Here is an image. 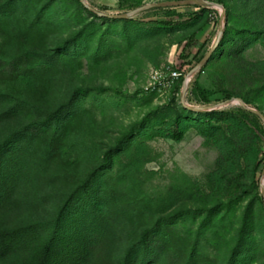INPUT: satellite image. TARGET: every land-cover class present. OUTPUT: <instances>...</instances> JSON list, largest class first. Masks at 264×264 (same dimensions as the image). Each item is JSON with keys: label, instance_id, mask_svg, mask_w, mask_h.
<instances>
[{"label": "rangeland", "instance_id": "obj_1", "mask_svg": "<svg viewBox=\"0 0 264 264\" xmlns=\"http://www.w3.org/2000/svg\"><path fill=\"white\" fill-rule=\"evenodd\" d=\"M10 1L0 0L4 58L34 48L53 73L41 102L0 123V143L30 123L59 121L66 126L64 154L76 161L80 179L93 178L101 195L114 184L143 201V228L161 219L210 264H229L244 230L236 264H264V123L236 101L220 107L241 98L264 115V0H212L226 9L224 34L188 78L186 94L189 105L215 107L202 116L183 109L179 78L216 43L221 7L148 9L113 21L92 17L77 0ZM86 1L101 13L122 15L180 0ZM40 10L48 31L23 39L18 24ZM173 72L177 80L168 81ZM177 119L186 128L181 141L167 138ZM48 191V205L29 217L52 219L71 193ZM132 227L121 220L114 264L129 247Z\"/></svg>", "mask_w": 264, "mask_h": 264}, {"label": "trees", "instance_id": "obj_2", "mask_svg": "<svg viewBox=\"0 0 264 264\" xmlns=\"http://www.w3.org/2000/svg\"><path fill=\"white\" fill-rule=\"evenodd\" d=\"M17 1L11 0L9 5ZM24 22L17 27L23 39L35 31L46 34L49 29L41 10ZM2 32L0 25V37ZM5 50L6 44L0 43V123L41 102L47 90L45 78L53 73L49 65L39 62L34 48L10 59L4 58ZM183 82L184 77H180L179 83ZM196 89L201 90L198 85ZM201 100L209 103L206 96ZM183 109L192 115H208ZM245 114L259 119L248 111ZM65 131L66 126L59 121L54 125L50 120L33 122L0 143V264H114L121 220L133 227L129 247L117 264H210L208 256L201 255L195 245H188L183 235L161 219L153 227L143 228V201L130 199L114 184L101 195L93 189V178L81 180L76 161L64 154ZM185 131L177 119L167 138L181 141ZM109 165L106 158L103 166ZM53 188L71 190L56 215L52 219L29 217V212L48 205V189ZM243 234L244 230L229 264H236Z\"/></svg>", "mask_w": 264, "mask_h": 264}, {"label": "water", "instance_id": "obj_3", "mask_svg": "<svg viewBox=\"0 0 264 264\" xmlns=\"http://www.w3.org/2000/svg\"><path fill=\"white\" fill-rule=\"evenodd\" d=\"M80 2L91 13H94L97 16L107 18L110 20H127L131 16L135 15L136 13H139L141 11L148 10V9H160V8H170V7L174 8V7H185V6H200V7H205V8L221 7L222 12H221V19H220V23H219L218 39H217L216 43L212 46V48L208 51V53L198 63V65L190 73H188V75L184 78L183 89H182V93H181V104L188 111H191L194 113H207V112H211V111L215 110V107H213V106L196 107V106L189 105L186 102V94H187V89H188V78L190 76H192L193 74H195L196 72H198L199 70H201L206 65V63L210 60V58L213 56L216 49L218 48L219 43L221 41V38L224 34V20H225V15H226V9L222 5H220L219 3H216L212 0L168 1V2H163V3H153L150 5L141 7L139 9H137L133 12L127 13V14L110 15V14H105V13L99 12L98 10H96L95 8L90 6L86 0H80ZM234 101H236V103L239 104V106H241V108L244 109L245 111H248V112L256 115L257 117H259V119H261L264 123L263 113L261 111L255 109V108L248 106L241 98H235V99L233 98V99L227 100V101L223 102L220 105V107L229 105V104L233 103ZM261 190H262V193L264 196V184H261Z\"/></svg>", "mask_w": 264, "mask_h": 264}, {"label": "built area", "instance_id": "obj_4", "mask_svg": "<svg viewBox=\"0 0 264 264\" xmlns=\"http://www.w3.org/2000/svg\"><path fill=\"white\" fill-rule=\"evenodd\" d=\"M159 77H162V75H159ZM177 78H178V73L177 72H173V73H171V77L169 78V80L168 81H174V80H177Z\"/></svg>", "mask_w": 264, "mask_h": 264}]
</instances>
